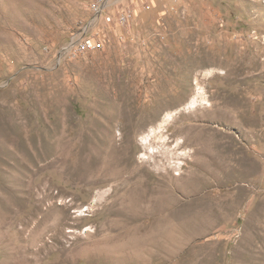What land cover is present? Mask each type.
<instances>
[{
    "label": "rangeland",
    "instance_id": "374dc122",
    "mask_svg": "<svg viewBox=\"0 0 264 264\" xmlns=\"http://www.w3.org/2000/svg\"><path fill=\"white\" fill-rule=\"evenodd\" d=\"M118 1L133 25L103 20L104 47L74 53L93 0H0V263L264 264V0ZM155 129L169 162L143 147ZM109 143L144 178L221 160L176 193L166 244L129 242L154 229L104 183Z\"/></svg>",
    "mask_w": 264,
    "mask_h": 264
},
{
    "label": "bare ground",
    "instance_id": "6f19581e",
    "mask_svg": "<svg viewBox=\"0 0 264 264\" xmlns=\"http://www.w3.org/2000/svg\"><path fill=\"white\" fill-rule=\"evenodd\" d=\"M170 116L171 115H169L168 118L165 119L160 129L164 128ZM157 134H158V129L152 130L144 138L143 147L145 149H149L148 153H151L153 157H158L160 154H162L163 157L168 159L169 162L171 158L172 159L174 158V157L169 158L170 154L174 153V150L172 152L171 151L172 149L170 147L166 148V146L169 145V143L166 141L168 139L167 137L158 136ZM156 142L161 144L163 150L160 149V151L159 150L155 151L153 146L154 143ZM182 142L183 145L187 143V141L184 140H182L181 143ZM179 143L180 142L177 143L176 148L182 146L181 144L179 145ZM109 144H110L109 150L107 151L104 161H102V164L104 163V170H103L104 183L105 184L116 183L115 185L116 188L121 192V205L124 207L123 208L124 209L123 213H125L124 217H126L128 221L143 222L145 225L150 226V229L152 230L154 229L153 233L152 231H150L148 236L146 234V237L144 238L141 237L132 238L129 241L131 245L135 248V250L140 253H142L143 248H146L145 245L149 242L151 244L153 243V245L155 244L157 245L159 243L158 242L159 240L160 241L163 240L165 243L168 242V240L172 239L173 236L172 229L175 227V224L177 222L184 219L183 208L185 207L186 204V203L185 204L181 203L176 193L177 192L180 193V191L185 193L186 191H188V189L194 190L199 185H201L203 176L205 177L206 174L208 175L215 174L222 165L221 160H215V159L200 160V162L198 163L196 162L193 163L194 166H196L197 168L196 174L193 173L195 174L194 177L188 178L186 174H181L178 177H176L173 176V174L167 168L166 174L152 176L150 178L149 177L144 178L143 176L135 172L132 173L130 172L126 174L124 171L118 170L114 165V160H116L115 154L117 152L116 148L118 147L112 145V143ZM120 147L122 148V146ZM150 149H153L152 150L153 152ZM173 155H179V154H173ZM180 155H182L183 157V155H185V152L182 151ZM92 160L95 159L93 158ZM175 165L178 164L175 163ZM215 176L217 177V173ZM203 185L205 186V184ZM184 223L186 224V222ZM123 243L124 242H122V245H118L116 247H112V248L110 247L111 248L110 251L113 252V254L114 253L123 254L124 252H126L125 250L127 249L126 247L128 246L127 244H123ZM164 243L162 244L163 246ZM162 245H159L158 247ZM106 248L109 247L107 246ZM164 251L166 250L164 249ZM0 264H6V262Z\"/></svg>",
    "mask_w": 264,
    "mask_h": 264
},
{
    "label": "built area",
    "instance_id": "2783aa9c",
    "mask_svg": "<svg viewBox=\"0 0 264 264\" xmlns=\"http://www.w3.org/2000/svg\"><path fill=\"white\" fill-rule=\"evenodd\" d=\"M120 6V1L93 0L90 6L93 15L92 21L83 27L78 35H75L67 50L74 53H84L102 49L104 42L99 39V33L95 32V34L92 30L103 20L109 26L114 23L123 28L132 26L137 17L134 9L125 6L120 8ZM112 10H116V13L113 14Z\"/></svg>",
    "mask_w": 264,
    "mask_h": 264
}]
</instances>
